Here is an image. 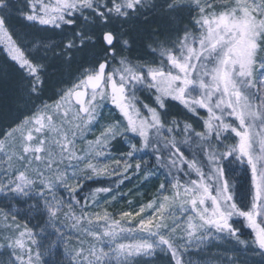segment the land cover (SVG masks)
<instances>
[{
    "label": "snow or ice",
    "instance_id": "obj_1",
    "mask_svg": "<svg viewBox=\"0 0 264 264\" xmlns=\"http://www.w3.org/2000/svg\"><path fill=\"white\" fill-rule=\"evenodd\" d=\"M0 55V264H264V0H0Z\"/></svg>",
    "mask_w": 264,
    "mask_h": 264
},
{
    "label": "rangeland",
    "instance_id": "obj_2",
    "mask_svg": "<svg viewBox=\"0 0 264 264\" xmlns=\"http://www.w3.org/2000/svg\"><path fill=\"white\" fill-rule=\"evenodd\" d=\"M105 116H108L107 111H105ZM237 178H238V184L240 187V197L243 198L246 194V191L248 189V187L250 186V178L246 177L245 174L243 172H237L236 174ZM136 182L134 181L132 184H127L125 187H123L121 189V191L123 192H127L129 189H131L133 187V184H135ZM154 184L159 183V181H154ZM142 192L146 193L147 196H151V194L155 191V188L153 187V184L150 183L148 185H146L143 189H141ZM147 197H145L146 199ZM126 199H133V197H127ZM126 204V200L124 202H121L120 204L117 205L118 208L120 207H124ZM244 238H248L247 236H245ZM223 243V242H221ZM156 264H164L163 261H157Z\"/></svg>",
    "mask_w": 264,
    "mask_h": 264
},
{
    "label": "trees",
    "instance_id": "obj_3",
    "mask_svg": "<svg viewBox=\"0 0 264 264\" xmlns=\"http://www.w3.org/2000/svg\"><path fill=\"white\" fill-rule=\"evenodd\" d=\"M13 23H15V22H13ZM2 63H3V56L0 55V64H2ZM3 87H4V85L3 84H0V89H2Z\"/></svg>",
    "mask_w": 264,
    "mask_h": 264
}]
</instances>
